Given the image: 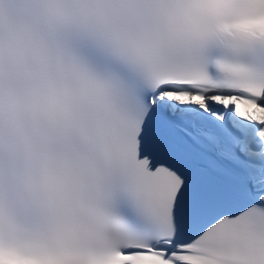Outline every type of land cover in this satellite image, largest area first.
<instances>
[{"label":"snow or ice","instance_id":"snow-or-ice-1","mask_svg":"<svg viewBox=\"0 0 264 264\" xmlns=\"http://www.w3.org/2000/svg\"><path fill=\"white\" fill-rule=\"evenodd\" d=\"M0 264H264V0H0Z\"/></svg>","mask_w":264,"mask_h":264}]
</instances>
